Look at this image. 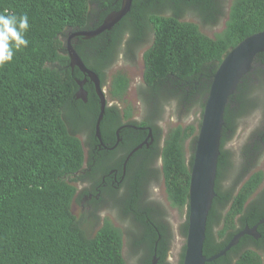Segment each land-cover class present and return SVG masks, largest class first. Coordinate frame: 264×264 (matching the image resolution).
Returning a JSON list of instances; mask_svg holds the SVG:
<instances>
[{"label":"trees","instance_id":"16d2710c","mask_svg":"<svg viewBox=\"0 0 264 264\" xmlns=\"http://www.w3.org/2000/svg\"><path fill=\"white\" fill-rule=\"evenodd\" d=\"M226 3L132 0L129 11L110 29L72 39L81 60L98 75L101 85L106 84L107 70L122 45L123 59L133 64L139 50L152 39L143 53V80L136 86L141 118L128 121L140 128H121L118 146L108 150L97 148L94 124L99 98L94 84L86 79V98L78 97V81L85 75L71 66L62 36L97 27L120 8L122 0H0V13H26L29 18L28 46L14 51L13 59L0 66V264H128L121 251L122 235L108 220L93 236L85 232L82 219L71 210L76 188L70 181L89 175L92 186H98L101 174L111 169L120 174L125 156L144 140L148 130L152 141L130 155L123 180L114 187L112 177L106 176V185L100 189L111 195V204L119 201L121 220L129 223L128 238L142 251L140 264H150L153 255L155 264H169L171 227L164 206L151 199L149 188L162 178L170 204L187 208L193 154L185 159L183 141L193 135L190 148L194 151L198 130L177 125L163 137L158 121L171 102L179 117H188L195 106L203 107L212 76L225 54L244 37L264 28V0H233L226 27L216 38L182 19L184 12L191 11L204 23L215 22L224 14ZM127 86L123 73L113 74L109 96L121 99ZM255 107L264 110V52L255 55L251 70L242 76L224 110L215 195L207 214L202 252L206 257L216 254L246 227L256 226L258 236H240L224 255L204 264H264V186L246 202L260 182V173L252 174L237 190L249 171V167H241L228 188L221 185L225 135L235 130L241 115ZM122 112L117 104L105 107L100 134L107 146L115 143ZM123 117L130 115L123 112ZM78 133L84 134L83 140ZM84 147L94 150L96 160H87L90 169H84L85 173ZM248 151L249 147L245 153L251 157ZM227 156L225 152V161L232 165ZM179 230L186 236L187 218ZM256 250L262 251L263 259Z\"/></svg>","mask_w":264,"mask_h":264},{"label":"rangeland","instance_id":"374dc122","mask_svg":"<svg viewBox=\"0 0 264 264\" xmlns=\"http://www.w3.org/2000/svg\"><path fill=\"white\" fill-rule=\"evenodd\" d=\"M232 1L233 0H227L226 10L224 11V14L219 16L215 22L212 21L204 23L195 13L191 11L184 12L182 19L185 21L196 23L199 26L201 32L211 38H216L223 33L226 27V22L229 19V6ZM67 37L62 36L63 42H66ZM151 43L152 39H150V41L139 50L136 56V60L133 64H130L125 59H123L124 56L122 53H120L121 48H123L124 46L122 45L117 60L107 70L106 73V84L104 85V90L107 104H117L123 112L129 113L130 119H140L139 114L141 113V107L136 97V86L143 80L145 70L143 53L151 45ZM117 72H121L127 77L128 86L123 94V97L121 99L115 100L109 96L108 83L111 76ZM202 111L203 107L195 106L188 117H179L176 111L175 104L172 102L166 104L164 107L162 118L158 121V126L163 130V137H165V135L171 128L177 125H181L183 127L192 125L195 128V131L196 129L198 130L197 126L199 122H201ZM263 127L264 110L262 107H255L254 109L247 111L245 114L241 115L238 118L235 130L231 132L227 137L228 140L225 148H227L230 152V163L232 165L231 167L227 168L224 177H222L221 185L225 188H228V186L231 185V182L234 180L235 173L238 172V164L243 162V150L246 151L247 147H249L248 152L251 156L249 158V156L245 153L247 155V162L250 159V165L248 168L249 171L246 173L247 175L243 178V181L241 180L239 182V187L237 188V190L241 188L244 182L252 174L260 173V182L257 187L251 192L246 202L253 198L264 186V143L260 141V137L258 136V133L263 130ZM192 136L193 135L189 136L183 141V152L186 160H188L190 158V155L193 154V150L190 148ZM78 137L83 140L84 134L78 133ZM255 146L258 148L252 149V147ZM84 153L85 157H87L86 147H84ZM84 166V169H86V165ZM73 176L77 177V175ZM70 183L76 188V194L72 201L71 210L75 216L82 219L85 232L89 236H93L100 225L105 220H108L114 227H116L120 231L122 235L121 251L126 262L128 264H140L142 251L139 246H134L128 238L126 232L128 230L129 223L127 221L121 220L122 213L119 201L118 205L111 204V195H109V193L107 194V192H103L99 195L98 198H95V195H93L91 198H94V201H90V204L88 205L86 204L85 198L81 196V193L84 188H86L87 190H91V188H94V186H92V181L85 178H77L75 180H71ZM149 191L151 199L155 200L159 204L161 203V205L164 206L166 210L165 217L171 227L172 238L167 252V262L169 264H179L180 255L186 242V236H182L179 229L181 224L188 217V213L186 216V212H188V210L186 207L178 208L170 204L167 198L165 185L162 178L157 182H152L150 184ZM213 231L215 234H217V228H214ZM256 251L260 255L261 259H263L262 251Z\"/></svg>","mask_w":264,"mask_h":264},{"label":"water","instance_id":"95a60500","mask_svg":"<svg viewBox=\"0 0 264 264\" xmlns=\"http://www.w3.org/2000/svg\"><path fill=\"white\" fill-rule=\"evenodd\" d=\"M131 4L132 0H122L120 8L109 14L101 24L93 29H78L72 31L68 35L65 44L71 66L78 67L85 75L82 81H78V97L84 100L86 98V92L83 89V84L86 79H89L94 84L96 94L98 95L99 111L95 119L94 130L99 144L102 146L100 122L105 107L107 106L105 87L101 85L98 75L83 63L74 48L72 39L78 36L89 38L110 29L129 11ZM259 52H264V28L247 35L234 45L225 54L212 76L209 91L203 106L202 118L190 167L187 233L182 264H204L211 262L219 256L224 255L238 241L240 236L244 234L258 236L256 226L252 228L246 227L234 234L229 242L216 254L206 257L202 252L207 214L215 195L214 184L217 172V161L220 154V136L223 126L224 110L229 97L234 93L242 76L251 70L252 60ZM118 141L119 137L117 135L115 144L108 148H113ZM144 143L145 141L141 142L128 152L123 162V168L126 167L130 155ZM155 262L156 256L153 255L150 264H155Z\"/></svg>","mask_w":264,"mask_h":264},{"label":"flooded vegetation","instance_id":"af4514ba","mask_svg":"<svg viewBox=\"0 0 264 264\" xmlns=\"http://www.w3.org/2000/svg\"><path fill=\"white\" fill-rule=\"evenodd\" d=\"M111 104V103H110ZM107 105H109V104H107ZM122 111V110H121ZM122 123L121 124H119V126L116 128V130H115V142H116V140H117V135H118V137H119V132H120V130H121V128H126V127H128V128H133V129H137V128H140L139 126H136V125H133V124H131V123H129L128 121H130V120H133V121H137V120H139V119H130V118H128V119H126V118H124L123 117V112H122ZM141 116V113L139 114V117ZM141 118V117H140ZM122 126V127H121ZM141 128H144V127H141ZM118 131V132H117ZM228 132H230V131H227V133H226V137H225V139H224V141H223V145H222V151H224V154H223V159H222V171H223V173H222V175H225V170L228 168V167H230L231 165L230 164H228L227 163V161H225V152L228 154V156H227V159L230 161V152H229V150L227 149V148H225V146H226V143H227V140H228V135H229V133ZM260 138V141L262 142V143H264V131L263 132H261V134L260 135H258ZM143 141H145V143L144 144H148L150 141H152V134H151V130H148V133H147V135H146V137L144 138V140ZM142 141V142H143ZM102 142H103V140H102ZM119 142V141H118ZM117 142V143H118ZM108 143H111V141H109ZM115 144V143H114ZM143 144V145H144ZM102 145H98V147L97 148H100ZM116 146H118V144H116L115 145V147ZM103 148H105V149H108L109 150V148L108 147H112V146H107V145H105L104 144V142H103V146H102ZM114 147V148H115ZM86 149H87V157H85V163H84V165H86V168L89 170L90 168V166H88V164L89 163H87L88 161V159L91 157V159H92V161L93 162H95L96 160H95V156H94V150H91L89 147H86ZM111 149V148H110ZM113 149V148H112ZM92 152V153H91ZM243 155H244V159H242V161L243 162H241L240 164H238V172L240 171V169H241V167H249V165H250V162H249V160H248V162H247V159H246V157H247V155L245 154V151L243 150ZM126 157V156H125ZM250 158V157H249ZM124 162V161H123ZM85 167V166H84ZM84 167H83V169H84ZM122 167H123V164H122ZM124 169V170H123ZM122 169V172L120 173V174H118V171L116 170V169H111L108 173H106V174H101L100 175V183L98 184V186L97 185H95L94 186V191H83L82 190V193H81V196H83L84 198H85V201H86V204H90L89 202L90 201H94V198L92 199L91 197L93 196V195H95V198H98L99 197V195L102 193L101 192V187H103V186H105L106 185V182H105V180H106V176L107 177H112V182H113V185H114V187H116V186H118V184H119V182L120 181H122L123 180V178H124V175H125V168H123ZM83 173H85V171L83 170ZM237 172L235 173V177L237 176ZM88 179L90 180V181H92L90 178V176L88 175ZM237 188H238V186H237ZM94 192V193H93ZM105 192H108V191H105ZM100 199V198H99Z\"/></svg>","mask_w":264,"mask_h":264},{"label":"clouds","instance_id":"9594fccd","mask_svg":"<svg viewBox=\"0 0 264 264\" xmlns=\"http://www.w3.org/2000/svg\"><path fill=\"white\" fill-rule=\"evenodd\" d=\"M29 29L26 13H0V66L13 59L14 51L29 44L25 33Z\"/></svg>","mask_w":264,"mask_h":264}]
</instances>
